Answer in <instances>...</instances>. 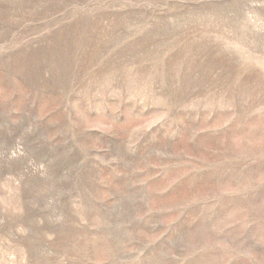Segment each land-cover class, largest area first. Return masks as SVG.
I'll use <instances>...</instances> for the list:
<instances>
[{"label":"rangeland","instance_id":"1","mask_svg":"<svg viewBox=\"0 0 264 264\" xmlns=\"http://www.w3.org/2000/svg\"><path fill=\"white\" fill-rule=\"evenodd\" d=\"M0 264H264V0H0Z\"/></svg>","mask_w":264,"mask_h":264}]
</instances>
